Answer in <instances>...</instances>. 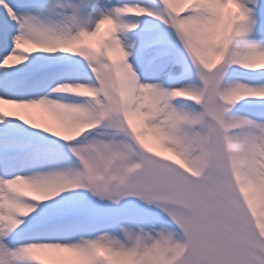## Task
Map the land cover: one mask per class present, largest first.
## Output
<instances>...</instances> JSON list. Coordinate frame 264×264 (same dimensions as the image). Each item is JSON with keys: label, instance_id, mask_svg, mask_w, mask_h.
I'll use <instances>...</instances> for the list:
<instances>
[{"label": "snow or ice", "instance_id": "obj_1", "mask_svg": "<svg viewBox=\"0 0 264 264\" xmlns=\"http://www.w3.org/2000/svg\"><path fill=\"white\" fill-rule=\"evenodd\" d=\"M0 264H264V0H0Z\"/></svg>", "mask_w": 264, "mask_h": 264}]
</instances>
